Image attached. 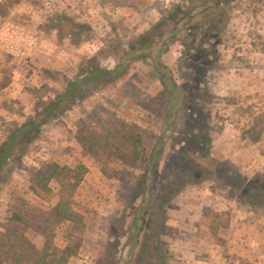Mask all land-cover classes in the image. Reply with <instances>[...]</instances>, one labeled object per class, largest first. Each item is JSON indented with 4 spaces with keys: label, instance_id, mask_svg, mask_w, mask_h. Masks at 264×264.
<instances>
[{
    "label": "rangeland",
    "instance_id": "374dc122",
    "mask_svg": "<svg viewBox=\"0 0 264 264\" xmlns=\"http://www.w3.org/2000/svg\"><path fill=\"white\" fill-rule=\"evenodd\" d=\"M183 1L0 0L1 36L3 30L22 31L23 35L14 33L10 40L27 46L21 47L22 52L18 47H0V142L10 129L34 115L42 102L61 91L77 74L83 59L103 47L133 42ZM63 15L87 23L89 35L78 44L62 37L51 28V21ZM222 39L218 45L220 68L214 73L212 86L215 97L210 105L213 154L244 176L264 175V0H238L230 11ZM180 49L177 40L160 56L164 65L173 68L177 83L181 82L175 67ZM99 60L107 68L116 62L113 55L107 54ZM153 63L150 56L134 61L123 79L95 91L43 127L0 192V226L14 210L49 211L56 205L60 189L56 181L49 182L51 192L43 198L31 190L32 178L45 165L55 163L76 172L85 168L81 181L67 196L79 218L61 222L51 236L58 248L73 250L67 264L94 263L103 252L109 221L119 212L142 172L141 165L163 133L165 120L176 121L177 130L184 122L175 114L165 117L168 97ZM169 144L167 140L165 151ZM180 164L184 175L199 176L193 161L181 160ZM201 194L205 197L202 210L206 222H217L222 235L231 217H241L247 223L248 234L257 235L264 245V208L240 207L212 181L187 186L169 206L184 199L197 201ZM168 211L171 218L176 215ZM52 222L50 219L46 223L49 228ZM35 226L29 219L25 233L42 247L45 238ZM176 234V229L168 225L165 240L173 264H190L175 257L180 255L172 242Z\"/></svg>",
    "mask_w": 264,
    "mask_h": 264
},
{
    "label": "trees",
    "instance_id": "16d2710c",
    "mask_svg": "<svg viewBox=\"0 0 264 264\" xmlns=\"http://www.w3.org/2000/svg\"><path fill=\"white\" fill-rule=\"evenodd\" d=\"M237 1L184 0L133 42L103 47L83 59L77 74L67 80L63 89L42 102L34 115L10 129L0 142V192L46 124L56 121L95 91L123 79L134 61L150 56L168 97L165 117L175 114L184 122L177 130L176 121L165 120L163 133L141 165L142 172L124 197L119 212L110 219L103 252L93 264H173L165 240L167 208L190 185L209 180L225 189L240 207L264 208V175L244 176L232 169L228 161L213 154L215 135L210 105L215 97L214 73L221 63L218 45L223 41L230 11ZM51 22L52 29L62 37L74 39L76 44L91 31L87 23L75 22L66 15ZM177 40L181 49L175 67L180 83L172 74L173 68L160 60L168 46ZM103 54L115 57L112 68L100 63ZM167 140L170 144L165 151ZM181 160L193 161L199 168V176L184 175ZM84 171L85 168L76 172L55 163L38 170L31 180L32 192L43 198L51 192L49 182L54 180L60 187L58 201L49 211L31 208L25 213L14 210L10 214L0 226V264H67L73 250L58 248L51 232L61 222L78 220L67 196L81 181ZM29 219H33L38 232L44 235L42 247L26 236ZM50 219L53 222L49 228L46 223Z\"/></svg>",
    "mask_w": 264,
    "mask_h": 264
},
{
    "label": "crops",
    "instance_id": "0c3cea01",
    "mask_svg": "<svg viewBox=\"0 0 264 264\" xmlns=\"http://www.w3.org/2000/svg\"><path fill=\"white\" fill-rule=\"evenodd\" d=\"M5 32L3 30L2 36L0 34V47H18L19 52H22L21 47H27L24 43L10 40L14 33L18 36L24 32ZM204 199L201 194L197 201L184 199L168 207V210L176 212L171 218L168 211L167 222L178 232L172 241L180 253L175 257L190 264H264V245L258 242L261 240L257 235L248 234L245 220L231 217L222 235L217 222H206L202 210Z\"/></svg>",
    "mask_w": 264,
    "mask_h": 264
}]
</instances>
